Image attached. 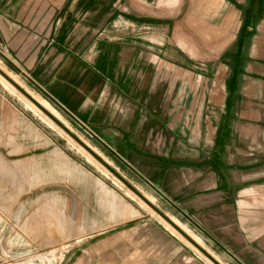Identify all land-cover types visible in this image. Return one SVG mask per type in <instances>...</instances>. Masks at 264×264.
Returning a JSON list of instances; mask_svg holds the SVG:
<instances>
[{
  "label": "crops",
  "instance_id": "crops-1",
  "mask_svg": "<svg viewBox=\"0 0 264 264\" xmlns=\"http://www.w3.org/2000/svg\"><path fill=\"white\" fill-rule=\"evenodd\" d=\"M104 1L0 0L3 70L87 125L151 186L157 207L220 264H264V0H231L240 26L233 35V14L227 16L203 74L206 85L219 82L208 100L207 137L200 125L192 136L185 133L179 120L187 116L188 99L173 96L185 88V71L197 76L198 55L181 42L183 51L169 48L161 38L154 64L152 37L144 48L98 40ZM162 16L133 21L163 24ZM169 66L176 72L170 80ZM154 72L161 73V89H169L160 103ZM138 216L128 230L102 241L112 242L115 262L209 264L165 225Z\"/></svg>",
  "mask_w": 264,
  "mask_h": 264
},
{
  "label": "rangeland",
  "instance_id": "rangeland-1",
  "mask_svg": "<svg viewBox=\"0 0 264 264\" xmlns=\"http://www.w3.org/2000/svg\"><path fill=\"white\" fill-rule=\"evenodd\" d=\"M159 1L151 6L141 0H105L103 24L93 37L121 48L130 43L144 48V39L152 37L153 53H150L154 64L159 62L161 38L164 43L168 42L169 48H180L178 42H181L198 55L193 61L197 76L185 71V88L174 89L173 96L175 99L179 93L188 99L187 116L179 120L185 133L192 136L200 125L207 137L211 119L208 100L217 95L215 84L219 82L206 85L203 74L213 60L216 39L227 30L224 22L227 16L233 14V35L240 26L237 3L165 0L167 6L163 7L158 6ZM146 15H163L164 23L147 25L133 21L143 20ZM0 70L109 167L159 206L151 186L116 152L102 145L87 125L49 106L22 78L5 72L1 64ZM168 70L164 74L168 73L169 80L176 77L170 66ZM160 74L153 73L152 84L158 103L169 90L161 89ZM172 108L176 112V104ZM198 111L200 120L195 118ZM135 216L153 217L191 246L0 77V264H120L115 262V249L109 241L128 230L129 221ZM106 239L111 240L103 244Z\"/></svg>",
  "mask_w": 264,
  "mask_h": 264
},
{
  "label": "water",
  "instance_id": "water-1",
  "mask_svg": "<svg viewBox=\"0 0 264 264\" xmlns=\"http://www.w3.org/2000/svg\"><path fill=\"white\" fill-rule=\"evenodd\" d=\"M0 77L6 81L17 93L29 101L38 111L47 117L58 129H60L67 137H69L75 144H77L83 151H85L94 161H96L109 174L120 181L132 194H134L140 201H142L148 208H150L160 219L167 223L174 229L181 237H183L194 249L202 254L212 264H220L210 254H208L202 247H200L192 238H190L180 227H178L166 214H164L154 203H152L143 193L132 186L113 168L109 167L99 156H97L87 145L80 141L67 128H65L59 121L50 115L39 103H37L25 90L15 84L5 73L0 70Z\"/></svg>",
  "mask_w": 264,
  "mask_h": 264
},
{
  "label": "bare ground",
  "instance_id": "bare-ground-1",
  "mask_svg": "<svg viewBox=\"0 0 264 264\" xmlns=\"http://www.w3.org/2000/svg\"><path fill=\"white\" fill-rule=\"evenodd\" d=\"M7 77H8V75H7ZM10 79V78H9ZM11 81H13L15 84H17V82L14 80V79H11ZM7 83V82H6ZM18 85V84H17ZM19 86V85H18ZM20 87V86H19ZM32 97V96H31ZM33 98V97H32ZM34 99V98H33ZM35 100V99H34ZM36 101V100H35ZM37 102V101H36ZM38 103V102H37ZM39 105H40V103H39ZM41 107H43L42 105H41ZM44 108V107H43ZM45 110H46V108H44ZM47 111V110H46ZM48 112V111H47ZM50 115H52L50 112H48ZM80 140V139H79ZM81 141V140H80ZM84 143V142H83ZM85 144V143H84ZM86 145V144H85ZM88 146V145H87ZM89 147V146H88ZM90 148V147H89ZM91 149V148H90ZM92 150V149H91Z\"/></svg>",
  "mask_w": 264,
  "mask_h": 264
}]
</instances>
